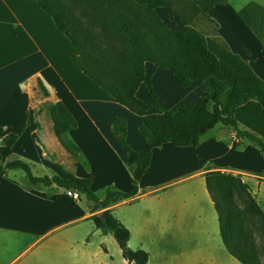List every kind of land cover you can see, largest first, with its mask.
Listing matches in <instances>:
<instances>
[{"label": "crops", "instance_id": "crops-1", "mask_svg": "<svg viewBox=\"0 0 264 264\" xmlns=\"http://www.w3.org/2000/svg\"><path fill=\"white\" fill-rule=\"evenodd\" d=\"M221 5L232 14L227 2L215 7ZM224 30L223 41L264 80V37L252 31L254 46L249 39L236 40ZM74 52L71 42L34 0H0V139L25 127L15 146H0L3 163L18 158L30 165L35 177L61 176L65 169L90 178L92 190L100 197L108 187L129 193L133 182L126 149L113 134L112 124L116 118L125 119L127 142L140 151L146 143L138 132L143 117L117 103L80 72L71 61ZM146 73L165 111L195 102L205 92L204 82L185 88L169 70L149 62ZM136 96L148 106L145 117H162L144 84ZM57 102L77 121L70 136L84 162L68 154L55 135L50 109ZM223 127L208 132L196 148L170 143L156 148L138 195L110 208L129 230V246L148 253V264H243L223 243L206 175L214 171L253 174L263 180L262 185L264 159L251 142L243 141L234 149L236 132L225 127L229 133L221 134ZM84 199L79 195L74 199L64 190L49 199L40 190L27 189L25 174L19 170L0 175V253L20 245L9 262L17 264L32 250L43 246L49 252L54 245V255L60 260L71 255L74 264H94L95 258L109 264L104 256H109L111 234L95 228L92 217L99 212L94 213Z\"/></svg>", "mask_w": 264, "mask_h": 264}, {"label": "trees", "instance_id": "trees-1", "mask_svg": "<svg viewBox=\"0 0 264 264\" xmlns=\"http://www.w3.org/2000/svg\"><path fill=\"white\" fill-rule=\"evenodd\" d=\"M34 1L71 42L75 50L71 55L73 65L117 103L143 117L138 132L146 143L142 150H134L126 139L127 121H113L112 132L126 149L127 167L132 174L133 190L129 193L108 187L100 197L92 190L90 178H80L65 169L61 176L35 177L29 164L18 158L4 164L1 154L0 175L22 171L27 189L40 190L49 199L58 195L59 190L76 191L79 198L92 204L94 213L99 212L92 217L95 228L114 237L122 257L129 264H148V253L129 247L130 232L110 208L138 195L156 148L167 143L196 148L202 137L219 125L236 132L238 141L234 142V149L248 141L259 148L264 158V80L221 38L204 37L192 28L201 16L215 23L209 12L227 0ZM159 8L167 9L185 30H173L166 25L156 12ZM148 62L169 70L185 88L192 89L197 81L204 82V94L175 111L163 110L146 73ZM143 84L163 113L159 119L145 117L148 106L136 96ZM41 87L47 94L42 84ZM50 114L62 147L75 160L84 162L80 148L70 136L77 127L76 119L61 102L51 106ZM24 131L25 127L4 136L0 146H15ZM206 184L228 252L243 264H260L244 236L246 211L235 201L236 195L245 193L253 204L249 211L258 214L264 227V211L255 203L248 185L240 176L218 171L207 173Z\"/></svg>", "mask_w": 264, "mask_h": 264}, {"label": "rangeland", "instance_id": "rangeland-1", "mask_svg": "<svg viewBox=\"0 0 264 264\" xmlns=\"http://www.w3.org/2000/svg\"><path fill=\"white\" fill-rule=\"evenodd\" d=\"M227 5L230 6L232 14H230L229 8L226 6L221 5L218 8H216V6L214 7L212 13L209 14L215 23H213L210 18L201 16L192 24V28L204 37L216 39L221 38V28H223V30L225 29L229 33H232L236 40L241 41L242 39H249V41H251L255 46L257 41L255 38L253 39L254 35L252 31L257 37H264V0H227ZM156 12L171 29L177 31L185 30V27L179 23L167 9L160 8ZM215 24L217 25V28ZM253 147L259 153L260 157L261 152L259 148L256 145ZM227 174L236 177L240 176L241 178L243 177L242 181L248 185L255 203H257L261 208L263 207L262 210L264 209V183L261 185L263 180L257 177L258 175L256 176L250 174L242 176L236 173ZM235 201L241 209L246 211L247 218L242 224L245 239L254 248L258 256L259 263L264 264V227L262 225V221L257 213L249 211V208L251 209L253 204L245 193L236 195ZM84 202L86 204L89 203L86 199H84ZM107 239L109 256L104 257H106L108 263L129 264L122 257L121 250L114 237L110 235ZM19 247L20 245H16L11 247L10 250L7 249L1 252L0 264H9L12 258L18 253L20 249ZM42 247L43 246H40L37 249L32 250L30 253L22 256L18 260L17 264H74L76 262L74 259H71V255H69V258H66V255H64V257L60 260L56 255H54V245L49 246V252L46 249L48 254L43 251ZM87 264H89V262ZM94 264H101V262L98 258H95Z\"/></svg>", "mask_w": 264, "mask_h": 264}, {"label": "built area", "instance_id": "built-area-1", "mask_svg": "<svg viewBox=\"0 0 264 264\" xmlns=\"http://www.w3.org/2000/svg\"><path fill=\"white\" fill-rule=\"evenodd\" d=\"M67 195L74 199L78 198V194L74 193L73 191H67Z\"/></svg>", "mask_w": 264, "mask_h": 264}, {"label": "water", "instance_id": "water-1", "mask_svg": "<svg viewBox=\"0 0 264 264\" xmlns=\"http://www.w3.org/2000/svg\"><path fill=\"white\" fill-rule=\"evenodd\" d=\"M220 133H221V134H227V133H229V129L223 127V128L220 130ZM73 192L76 193V194H78L76 191H73Z\"/></svg>", "mask_w": 264, "mask_h": 264}]
</instances>
